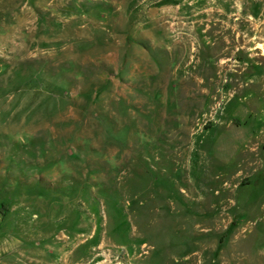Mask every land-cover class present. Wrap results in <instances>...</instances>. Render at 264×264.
I'll return each instance as SVG.
<instances>
[{
    "label": "rangeland",
    "instance_id": "rangeland-1",
    "mask_svg": "<svg viewBox=\"0 0 264 264\" xmlns=\"http://www.w3.org/2000/svg\"><path fill=\"white\" fill-rule=\"evenodd\" d=\"M0 264H264V0H0Z\"/></svg>",
    "mask_w": 264,
    "mask_h": 264
}]
</instances>
